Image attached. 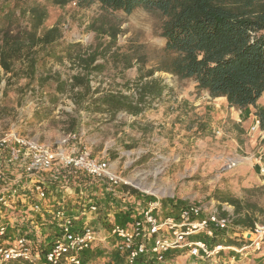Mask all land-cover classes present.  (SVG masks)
<instances>
[{
  "label": "rangeland",
  "instance_id": "rangeland-1",
  "mask_svg": "<svg viewBox=\"0 0 264 264\" xmlns=\"http://www.w3.org/2000/svg\"><path fill=\"white\" fill-rule=\"evenodd\" d=\"M38 1L45 4L44 0ZM46 7L48 17L44 26L58 24L62 32L58 51L66 43H73L82 51L96 49L101 53L95 63H102L103 70L89 76L91 90L98 93L112 91L135 95L137 83L147 79L145 72L156 65L163 53L165 39L160 35L162 18L158 13L142 8L131 13L104 11L97 2L86 7H78L75 3L64 7L46 3ZM100 27L120 30L114 43L107 34H98L94 30ZM116 54L120 56L117 55L119 58L115 60ZM122 55L132 58L131 67L125 68ZM80 72L76 61L66 56L62 61L51 58L45 65H38L33 80L25 77L8 79L10 74L3 75L0 69V135L14 130L40 143L49 140L54 143L55 137H63L73 129L78 139L80 137V143H86V137L92 141L100 138L92 144V150H88L96 156L108 143V162L115 163L116 173L130 182L126 186L145 196L143 205L153 195L160 198L166 210L163 215L175 213L178 207L187 203L211 204L219 211L224 205L234 211V206L219 202L215 196L226 193L239 199L243 213L255 224L264 226V181L258 175L254 159L256 148L264 142L249 131L251 120L245 124L236 123L212 112V121L201 122L204 114H196L194 109L196 111L198 106L189 100L194 93L201 94L200 90H194L195 81L179 79L163 71L153 74L167 87L157 100V106L147 99L145 111H150L153 118L146 125L140 120L134 121V117L126 112H119L115 118L99 117L95 113H101V110L93 106L89 109L78 107L67 86L63 92L56 89L58 76L70 82V77ZM45 74L51 78L38 79ZM167 96L170 101H165ZM182 99L190 104H182ZM220 101H213L215 109L220 108ZM161 111L163 114L158 118ZM134 133L140 135L134 139L130 135ZM130 137L133 140L125 143ZM230 158L236 159V166L226 169L225 164ZM96 214L99 211L93 212ZM234 226L228 234L222 233L215 238L218 243L239 249L254 242V233L248 235L249 231L253 232L250 228ZM189 239L201 240L209 246L215 242L204 233L191 235ZM229 240L234 242L228 243ZM183 251L174 249L166 255L174 256ZM222 254L223 260L234 255L233 264H264V237L258 250L253 244L241 253L224 250ZM112 257L116 260L119 255ZM193 260L190 257L187 262ZM177 261L184 263L185 255L179 256Z\"/></svg>",
  "mask_w": 264,
  "mask_h": 264
},
{
  "label": "trees",
  "instance_id": "trees-1",
  "mask_svg": "<svg viewBox=\"0 0 264 264\" xmlns=\"http://www.w3.org/2000/svg\"><path fill=\"white\" fill-rule=\"evenodd\" d=\"M44 1L45 4L38 0H0V69L3 75L10 74L8 79L33 80L38 65H45L51 58L57 61H62L64 56L73 58L81 72L72 75L70 82L58 76L56 89L63 92L67 86L78 107L89 109L93 106L112 116L118 112L138 115L145 111L148 98L161 97L163 87L160 79L153 77L155 71L171 73L179 79L190 78L198 90L208 91L213 98L225 97L228 106L235 109L255 106L264 92V0ZM93 2L104 11L131 13L142 8L162 18L163 53L156 65L145 72L147 79L137 83L135 95L91 90L89 76L104 68L102 63H95L101 53L96 49L82 51L73 43H66L58 51L56 48L62 38L59 25L44 26L48 17L46 3L58 7L75 3L78 7H86ZM94 30L107 34L112 43L120 31L113 27ZM117 55L115 60L119 58ZM122 56L125 68L131 67L132 58ZM49 78L47 74L38 77L41 81ZM254 114L259 118L260 128L264 129V110L256 109ZM130 192L136 193L134 189ZM215 196L219 202L234 206V225L254 229L255 222L243 213L237 197L226 193ZM4 264L32 263L9 261Z\"/></svg>",
  "mask_w": 264,
  "mask_h": 264
},
{
  "label": "built area",
  "instance_id": "built-area-1",
  "mask_svg": "<svg viewBox=\"0 0 264 264\" xmlns=\"http://www.w3.org/2000/svg\"><path fill=\"white\" fill-rule=\"evenodd\" d=\"M149 99V98H148ZM157 106L159 98L149 99ZM148 100V101H149ZM249 131L264 139V129L260 128L259 118L255 115ZM219 133V131H218ZM77 133L70 131L64 135L55 148L40 143L34 138L25 136L14 130L0 135V206L8 207L10 200L17 194L16 181L8 186L3 184L7 177V166L16 168L19 180L23 177H33L39 173L54 170L78 171L83 175L105 180L109 185H128L129 181L111 170V165L104 157L93 155L87 149L78 150L70 142L77 141ZM69 149V150H68ZM258 175L264 181V145L254 156ZM236 159L227 160L225 167L236 166ZM35 199L31 202L33 213L41 209V201L46 198L47 190L43 183H34ZM150 197L145 205L127 222L107 220L97 228L78 225L79 218L64 214L62 209L54 212L57 220V232L49 242L36 236L35 230L29 234H18L7 237L6 226L0 223V264L9 261H22L32 264H98L86 255L87 250L96 244H103L108 250L117 251L123 255L120 264H180L177 258L185 255L182 264H233L235 256L223 260L224 250L243 252L254 244V249L260 248L264 237V226L255 224L253 232L255 239L251 245L239 249L233 245L213 243L211 246L201 240L189 239L191 235L204 233L212 240L222 233L228 234L234 228V211L226 207L221 211L211 204L187 203L177 208L175 213H167L160 198ZM99 201H90L87 209L99 211ZM167 209V208H166ZM96 218L99 219L98 214ZM251 230V229H250ZM246 233H243L245 236ZM174 249L184 250L174 256L167 252ZM193 261L187 262L188 258Z\"/></svg>",
  "mask_w": 264,
  "mask_h": 264
},
{
  "label": "crops",
  "instance_id": "crops-1",
  "mask_svg": "<svg viewBox=\"0 0 264 264\" xmlns=\"http://www.w3.org/2000/svg\"><path fill=\"white\" fill-rule=\"evenodd\" d=\"M161 84L164 91L167 86L165 87L163 82H161ZM193 85L195 86V83ZM196 89L195 87L194 90ZM200 91L201 94L197 95L194 93L193 97L189 100L192 102V105L198 106L196 111L194 109L196 114H198V112L204 114L201 121L204 123L214 119L212 118V112H216L221 117H227L236 123L242 122V124H245L249 120H251V123L255 116V110H264V92L257 100L255 106L250 105L245 109H235L234 107L228 106L225 97L213 98L209 95L208 91ZM179 97H181V94ZM187 98H189V96ZM165 99V101L171 100L168 96L165 97ZM216 99L221 100L219 109H215L213 106V101ZM180 102L184 105L189 103L185 99H182ZM118 113L113 116L105 111L95 114L99 117L108 116V118H115ZM161 114H163L162 111L158 113V118L161 117ZM132 116L134 117V121L140 120L145 123L144 125L153 118L152 113L148 110ZM195 118H197V116ZM172 124L176 123L173 122ZM70 131L74 130L72 129ZM130 135L134 136V139H136L140 133ZM94 136H97V133H95ZM61 138L62 136L58 135V137H55L54 143H51L49 140L44 142V144L55 148ZM89 139V137H86V143H80L79 137L77 141L70 142V145L74 144L75 148H78V150L84 148L91 151L92 144L99 141L100 138H94L93 141ZM132 140L133 138L131 137L128 140L125 139V143L131 142ZM108 147L109 144L106 143L103 150L98 152L96 156L100 155V157L106 158V150ZM260 148L261 146L256 148L257 150L255 149L256 152L254 155L257 154ZM6 168L7 177L3 181V184L10 186L15 181L17 183V194L12 197L9 206H0V223L6 226L8 238H13L18 234L33 233V230H35L34 233H36L37 237H40L46 242L51 241L57 232V220L54 217V212L58 209H62L66 215L77 216L79 218L78 225L80 226L89 225L97 228L101 223H105L110 219L117 220L121 223L127 222L144 206L142 200H145V196L139 191L133 194L130 192L129 187L126 188L123 185L111 186L105 180L88 177L78 171L54 170L53 172L39 173L31 178L23 177V180L20 181V176L13 164H9ZM117 168L115 163L111 165L112 171L116 172ZM34 183H43L47 190L46 198L41 201V209L38 213H33L31 208V202L35 199V192L33 190ZM90 201H99V219L96 218V215H93V212L87 210V205ZM107 254L109 255L106 256ZM113 254L119 255V258L113 260ZM86 255L89 260L98 264H120L123 261L122 254L117 251L108 250L103 244H96L92 249L87 250Z\"/></svg>",
  "mask_w": 264,
  "mask_h": 264
},
{
  "label": "bare ground",
  "instance_id": "bare-ground-1",
  "mask_svg": "<svg viewBox=\"0 0 264 264\" xmlns=\"http://www.w3.org/2000/svg\"><path fill=\"white\" fill-rule=\"evenodd\" d=\"M136 180V179H135ZM132 181H134V180H132Z\"/></svg>",
  "mask_w": 264,
  "mask_h": 264
}]
</instances>
